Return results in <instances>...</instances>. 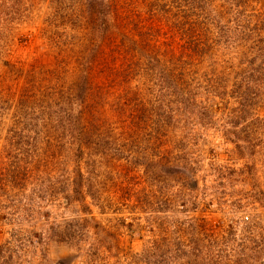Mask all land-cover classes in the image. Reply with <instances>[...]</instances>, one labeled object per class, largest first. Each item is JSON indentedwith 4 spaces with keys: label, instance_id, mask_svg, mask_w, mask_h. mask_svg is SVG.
Returning <instances> with one entry per match:
<instances>
[{
    "label": "rangeland",
    "instance_id": "rangeland-1",
    "mask_svg": "<svg viewBox=\"0 0 264 264\" xmlns=\"http://www.w3.org/2000/svg\"><path fill=\"white\" fill-rule=\"evenodd\" d=\"M89 1L0 0V264H264V0Z\"/></svg>",
    "mask_w": 264,
    "mask_h": 264
},
{
    "label": "trees",
    "instance_id": "trees-1",
    "mask_svg": "<svg viewBox=\"0 0 264 264\" xmlns=\"http://www.w3.org/2000/svg\"><path fill=\"white\" fill-rule=\"evenodd\" d=\"M30 1L27 0V2H30ZM85 1H86V5L87 6H91L92 7L91 8V10H92L93 9L92 3L89 0H85ZM102 1L112 2L113 0H102ZM189 1L192 3V2L198 1V0H186L185 2H189ZM11 3H13V2H11ZM99 4L100 3H98V5ZM106 11H108L106 13V16L108 18H111L110 20H112V17H113V15H112L113 8L106 9ZM130 26H132V24ZM130 28L132 30H134V27L133 26L130 27ZM80 32H81V37L80 38H81V40L84 41L83 42V47L86 46V45L91 44L93 41L96 42L97 40H100L97 36H95V34L93 32H88L87 30L80 31ZM135 36H136V38H134V37L127 38V46L125 48V51L126 52H128V51H135L136 52L141 47L142 48L143 47H146V49H147V47H148L147 42H146V40L144 38H142V35L141 34L138 35L137 32H135ZM104 42H105L104 39H103V42H101V40H100V45L101 46L104 45ZM104 46H107V44L105 43ZM135 52H132V53H135ZM60 62H63V61H60ZM60 62H58V63H60ZM88 62H90V61L88 60ZM157 63L158 62H155L154 63V66H157ZM133 64H134V68H132L134 70V74H132V76H134L133 77V83H134V80H135V77H136L135 72L137 73V75L138 74H146L144 72L145 71H148V70H149V72H150L151 75H146V77L147 78L151 77L152 79L150 81L152 83L151 84L144 85V82H143L144 75H141V79L138 80V84L140 83V85H141L140 88H136V86H134V84L132 83V81H131V83L130 82H127V84L122 85L124 83V81H123L120 84V89L118 88L119 89V93L117 95H120V97H124V99H125V101L127 103L133 104L132 105L133 107L130 108V109H128L126 111V116L129 119V123H128L127 126H132V127L134 126V121H135V126L138 125L137 121H140L139 110H143V109H145V108H147L149 106L155 107V106L152 105L153 104L152 102H147V96H145V100H142L141 101L142 95H139V92H140L139 89H142V91L144 92L145 89H148L149 85L150 86H153V90L151 91V95L154 96V94H152L154 92L159 95L158 98H157L159 100L158 103L165 110H171L170 104L172 103L171 101H174V100H166V98L167 99H169V98L167 97V95L162 94V90H169V93H170L169 95L171 97H173L174 99H175V96H176V94H174V93L177 91V89L178 90L179 89H182L181 92H185L186 91L185 90L186 88L185 87L183 88V86H185L184 81L181 78H179L178 75L176 76L173 73H169V72L167 73V72L164 71V69L162 70V74L159 73L158 75H153L152 71H150V69H152L151 66L153 64L146 63L145 65H143L141 67H138V68H137V61L136 60H135V62H133ZM100 73L101 72H99V74ZM129 77H127L128 80H129ZM102 79H103V77H102ZM106 93H107V91L104 92V94H106ZM77 98H78V104L81 103V102L82 103L85 102L84 103L85 105L82 106V108L81 107H78L79 108V114H78V116H76L77 124H80V122L83 123V124H86V122L90 120V119H88L89 116H87V113H86L87 110H90V106L88 104L89 101L87 102L88 96H86V95H79ZM75 101H76V99H74V98L71 99V96H69V105H68V108L67 109H70L71 110V108L74 105H77V104H74L73 106H71L73 103H76ZM143 101H145V103H147V104H143ZM91 103H93V101ZM104 103H105V100H104ZM123 103H124L123 99H121V102L118 99L116 101L114 99L113 102H112V104H110L109 109H111L112 111H116L117 113L121 114L123 112V106H122ZM156 108L157 107H155V109ZM134 112H135V114H134ZM171 116H172V113L169 114V115L164 116L163 119L162 118L160 119V121L161 122L162 121H168V123H169V121L171 120ZM118 117H124V116H115V118H118ZM98 124L100 126H103V125H105V121L104 120H101V122L98 123ZM131 128H128V129H131ZM138 128L139 127H134V129L136 130V132L138 131ZM81 129H84V128H81ZM134 129L132 130L133 132H134ZM76 133H77L76 134L77 138H75V140H73V141L78 142L77 149L79 151H82L85 148L83 147V144H81L80 141L82 140L83 137H85V133L79 132L78 129L76 130ZM132 134L133 133H128L127 134V137H129Z\"/></svg>",
    "mask_w": 264,
    "mask_h": 264
}]
</instances>
